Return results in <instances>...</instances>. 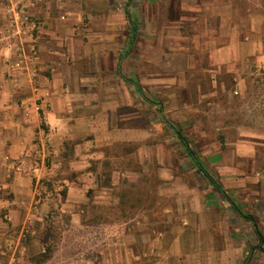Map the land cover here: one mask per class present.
<instances>
[{
  "label": "crops",
  "instance_id": "0c3cea01",
  "mask_svg": "<svg viewBox=\"0 0 264 264\" xmlns=\"http://www.w3.org/2000/svg\"><path fill=\"white\" fill-rule=\"evenodd\" d=\"M129 2L0 0V197L5 188L15 192L12 202L0 200V224L38 219L31 186L60 173L74 177L70 196L78 179L89 180L92 209L123 214L124 239H101L91 255H52L40 264H248L249 243L260 239L264 249V198L243 209L233 202L239 213L198 172L208 186L200 191L189 183L195 172H179L177 143L163 136L166 127L183 135L192 119L215 114L201 105L228 91L224 78L241 84L246 62L264 60V0H142L132 11ZM164 114L182 115L176 128ZM250 147L244 154L237 145L239 156L253 159ZM224 158L219 151L204 163ZM244 177L224 162L220 184L213 182L230 197V181ZM178 181L184 206L147 204L164 184L175 182L178 191ZM80 207L66 203L60 211ZM49 240L0 239V264H36L28 247Z\"/></svg>",
  "mask_w": 264,
  "mask_h": 264
},
{
  "label": "rangeland",
  "instance_id": "374dc122",
  "mask_svg": "<svg viewBox=\"0 0 264 264\" xmlns=\"http://www.w3.org/2000/svg\"><path fill=\"white\" fill-rule=\"evenodd\" d=\"M141 1L130 0L127 8L132 11L139 7ZM261 54L264 58V47ZM224 79L228 83V91L216 92L214 94L216 98L211 101V105L207 106L204 103L205 101L201 105L203 109H212L215 114L198 116V122L192 119L190 124H186L189 130L186 134H183V137L194 156L203 163L206 162L207 155H213L221 151L226 160H223V163L227 162L229 165H233L235 173L245 175L244 179L230 181L229 186L232 193H230L229 199L232 198V201L242 209L249 208L248 206L255 204L256 200L264 198V60L260 64H256L254 61L246 62L243 83L241 84L229 80L228 77ZM181 116L178 114L163 115L166 122L175 128L177 127V120ZM179 127L181 128V126ZM163 138L170 141L169 146L175 143L178 145V148L172 149V154L179 157V161H177L179 172H195L193 182L189 180V183H193L196 188L199 186L200 191L208 188L206 179L199 176L198 171L185 154L180 140L174 132H171L169 127H166ZM240 143L243 145L241 150L244 154L250 152V146L254 148L253 159L239 156L240 148L238 150L237 145ZM219 144L222 145L219 146ZM223 163L221 162V164ZM221 164L207 166L204 163L207 174L219 184L220 182L216 176L218 175V167ZM45 166L49 168L52 165L47 163ZM66 178H69L68 175L64 176L60 173L53 176H41L39 179L35 178L36 181L34 180L31 186L32 198L29 202L36 207H40L39 212L36 213L38 219H35L31 224H26L25 227H17L11 226L10 221L3 218L1 224L7 223L9 225L8 228H5L0 224V239H50L47 241L46 246L39 244L28 247L30 255L37 257L44 248L49 247L51 256H71L72 258L79 253L91 255V252H94L97 248L96 243L101 239H124L123 227L120 223L123 214L108 211L106 208L100 211L92 209V190L87 188L90 185L89 180L80 181L78 179V186L74 185L70 196V183L74 177H72L73 179ZM175 184V182L164 184L162 196L148 195L146 197L147 204L149 205L157 200V202H161L163 207H170L171 205L184 206L186 194L181 190L182 182L178 181L177 183L178 191L174 189ZM82 187H86V195L80 192ZM19 189L17 193L21 197L22 188L19 187ZM148 190L154 192L152 188H148ZM0 198L3 202H12L15 198V192L5 188L4 195ZM66 203H78V206H81L82 209L81 211L78 209L76 212L60 211L61 206ZM3 216L4 210L0 214V217ZM115 216H118V218L114 219ZM164 216H166V213L163 214ZM259 218L261 219V216ZM115 222L116 224L118 222V225L113 228L111 224H115ZM259 230H261L259 232L261 234L262 228ZM60 239H78V242L75 245L59 246L58 241ZM259 243L260 239H257L248 244V249L252 250L248 264H264V249L262 248L263 245L260 248L258 247ZM164 248L166 247L164 246ZM138 251L136 249V252ZM119 253L123 254L121 245L119 246ZM250 260L252 263H250ZM136 264H139V262L137 261ZM162 264L168 263L163 262ZM173 264L188 263L173 262Z\"/></svg>",
  "mask_w": 264,
  "mask_h": 264
},
{
  "label": "trees",
  "instance_id": "16d2710c",
  "mask_svg": "<svg viewBox=\"0 0 264 264\" xmlns=\"http://www.w3.org/2000/svg\"><path fill=\"white\" fill-rule=\"evenodd\" d=\"M131 27H132V31H135V29L137 28V25L134 24V23H131ZM176 135H177L178 139L180 140V142L182 144V147H183L184 152L195 160V166H196L197 171L199 173H201V174H204V176H207L208 177L206 171L203 168V165L200 163L199 159H197L194 156V154H193L192 150L190 149L189 145L186 143V139L183 137V135L179 131H176ZM208 180L210 181L211 184L214 185V187L216 188V190L218 191V193H220V195H222V197H224L228 201V203L230 205H233L234 208L236 210H238V212L240 213L239 208L237 206H235L234 203H233V201H231L229 199L228 195L222 189V187L220 185H215L214 182H213V180L211 178H208ZM244 216H245V218H248V219L251 218V217H249L247 215H244ZM50 257H51L50 249H49V247H46V249H45L44 252L38 254L37 257H34L32 260L36 264H40V263H43L46 260H48Z\"/></svg>",
  "mask_w": 264,
  "mask_h": 264
},
{
  "label": "built area",
  "instance_id": "2783aa9c",
  "mask_svg": "<svg viewBox=\"0 0 264 264\" xmlns=\"http://www.w3.org/2000/svg\"><path fill=\"white\" fill-rule=\"evenodd\" d=\"M29 23L31 24L32 30H36L39 28V23L37 21L30 20Z\"/></svg>",
  "mask_w": 264,
  "mask_h": 264
}]
</instances>
